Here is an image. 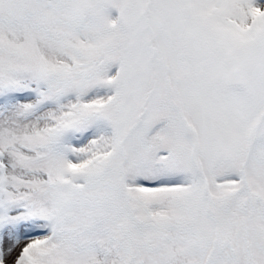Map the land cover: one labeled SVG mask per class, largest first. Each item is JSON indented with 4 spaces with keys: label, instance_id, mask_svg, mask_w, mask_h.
<instances>
[{
    "label": "snow or ice",
    "instance_id": "1",
    "mask_svg": "<svg viewBox=\"0 0 264 264\" xmlns=\"http://www.w3.org/2000/svg\"><path fill=\"white\" fill-rule=\"evenodd\" d=\"M0 264H264V0H0Z\"/></svg>",
    "mask_w": 264,
    "mask_h": 264
}]
</instances>
